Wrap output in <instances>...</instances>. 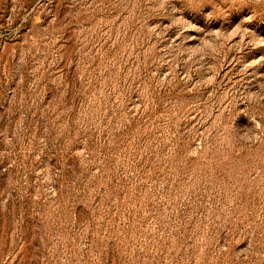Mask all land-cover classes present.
Here are the masks:
<instances>
[{
    "label": "rangeland",
    "instance_id": "374dc122",
    "mask_svg": "<svg viewBox=\"0 0 264 264\" xmlns=\"http://www.w3.org/2000/svg\"><path fill=\"white\" fill-rule=\"evenodd\" d=\"M0 264H264V0H0Z\"/></svg>",
    "mask_w": 264,
    "mask_h": 264
}]
</instances>
